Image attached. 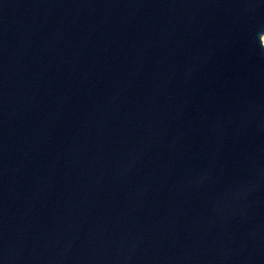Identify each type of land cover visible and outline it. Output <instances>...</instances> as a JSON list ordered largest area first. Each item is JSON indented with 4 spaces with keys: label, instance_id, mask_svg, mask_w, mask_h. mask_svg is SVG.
<instances>
[{
    "label": "water",
    "instance_id": "water-1",
    "mask_svg": "<svg viewBox=\"0 0 264 264\" xmlns=\"http://www.w3.org/2000/svg\"><path fill=\"white\" fill-rule=\"evenodd\" d=\"M264 0H0V264H264Z\"/></svg>",
    "mask_w": 264,
    "mask_h": 264
},
{
    "label": "rangeland",
    "instance_id": "rangeland-1",
    "mask_svg": "<svg viewBox=\"0 0 264 264\" xmlns=\"http://www.w3.org/2000/svg\"><path fill=\"white\" fill-rule=\"evenodd\" d=\"M263 35H264V34H263ZM263 35H262V36H263ZM262 42H263V44H264V40H263V39H262Z\"/></svg>",
    "mask_w": 264,
    "mask_h": 264
},
{
    "label": "bare ground",
    "instance_id": "bare-ground-1",
    "mask_svg": "<svg viewBox=\"0 0 264 264\" xmlns=\"http://www.w3.org/2000/svg\"><path fill=\"white\" fill-rule=\"evenodd\" d=\"M262 39L264 40V35L262 36Z\"/></svg>",
    "mask_w": 264,
    "mask_h": 264
}]
</instances>
